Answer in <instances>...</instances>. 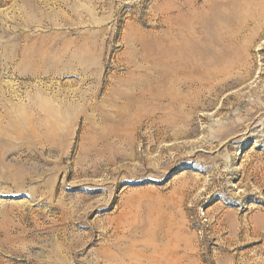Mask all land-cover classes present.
Returning <instances> with one entry per match:
<instances>
[{"label": "rangeland", "instance_id": "obj_1", "mask_svg": "<svg viewBox=\"0 0 264 264\" xmlns=\"http://www.w3.org/2000/svg\"><path fill=\"white\" fill-rule=\"evenodd\" d=\"M0 264H264V0H0Z\"/></svg>", "mask_w": 264, "mask_h": 264}]
</instances>
